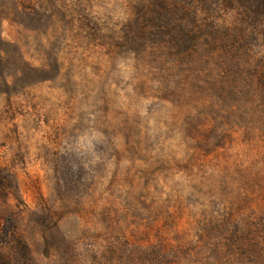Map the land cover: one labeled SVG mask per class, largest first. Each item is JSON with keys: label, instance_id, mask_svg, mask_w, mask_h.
<instances>
[{"label": "rangeland", "instance_id": "obj_1", "mask_svg": "<svg viewBox=\"0 0 264 264\" xmlns=\"http://www.w3.org/2000/svg\"><path fill=\"white\" fill-rule=\"evenodd\" d=\"M0 264H264V0H0Z\"/></svg>", "mask_w": 264, "mask_h": 264}]
</instances>
